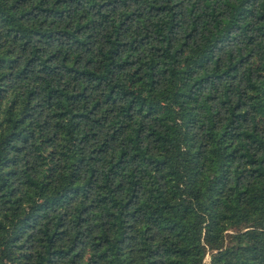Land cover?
Masks as SVG:
<instances>
[{
  "label": "trees",
  "instance_id": "trees-1",
  "mask_svg": "<svg viewBox=\"0 0 264 264\" xmlns=\"http://www.w3.org/2000/svg\"><path fill=\"white\" fill-rule=\"evenodd\" d=\"M0 264H264V0H0Z\"/></svg>",
  "mask_w": 264,
  "mask_h": 264
},
{
  "label": "rangeland",
  "instance_id": "rangeland-1",
  "mask_svg": "<svg viewBox=\"0 0 264 264\" xmlns=\"http://www.w3.org/2000/svg\"><path fill=\"white\" fill-rule=\"evenodd\" d=\"M208 261V258L206 259V262Z\"/></svg>",
  "mask_w": 264,
  "mask_h": 264
}]
</instances>
